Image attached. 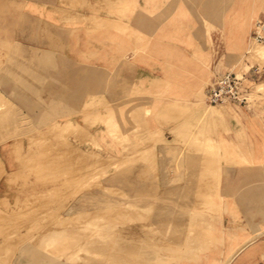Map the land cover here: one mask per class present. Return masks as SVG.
<instances>
[{
	"label": "rangeland",
	"instance_id": "374dc122",
	"mask_svg": "<svg viewBox=\"0 0 264 264\" xmlns=\"http://www.w3.org/2000/svg\"><path fill=\"white\" fill-rule=\"evenodd\" d=\"M256 20L264 0H0V264H264ZM226 71L245 103L207 101ZM67 152L98 163L75 182Z\"/></svg>",
	"mask_w": 264,
	"mask_h": 264
},
{
	"label": "built area",
	"instance_id": "2783aa9c",
	"mask_svg": "<svg viewBox=\"0 0 264 264\" xmlns=\"http://www.w3.org/2000/svg\"><path fill=\"white\" fill-rule=\"evenodd\" d=\"M253 39L255 42L264 41V21L256 20L254 23ZM253 71L258 75L264 74V70L259 67L254 68ZM243 80V75H238L230 71L219 74L214 84L208 90L207 101L211 104H221L224 102L245 103L248 98V93Z\"/></svg>",
	"mask_w": 264,
	"mask_h": 264
},
{
	"label": "bare ground",
	"instance_id": "6f19581e",
	"mask_svg": "<svg viewBox=\"0 0 264 264\" xmlns=\"http://www.w3.org/2000/svg\"><path fill=\"white\" fill-rule=\"evenodd\" d=\"M257 50H258V49H257ZM257 86H258V84H257ZM196 113H197V112H196ZM208 113H209V112H208ZM212 113H213V112H212ZM205 114H206V113H205ZM213 114H214V113H213ZM213 114H212V115H213ZM216 114H217V113H215V116H216ZM210 115H211V112H210V114H209V117H211ZM207 116H208V114H207ZM215 116H213V117H215ZM202 117H203V116H202ZM202 117H201V118H202ZM216 118H217V117H216ZM107 125H108V124H107ZM62 146H63V145H62ZM64 147H65V146H64ZM69 148H70V147H69ZM69 148L67 149V147H66V148H65V151H69V150L72 151V150H73V149H71V148L69 149ZM65 151H64V152H65ZM73 151H74L73 154L76 155V154H75V153H76L75 150H73ZM69 153H71V152H69ZM67 154H68V152H67ZM67 154H66V155H67ZM73 154H72V153H71V154H68V156H66V158L69 157V155H70V156H73L72 159H70V161L73 160V162H75V161H77L78 159H77V160L75 159V161H74V155H73ZM77 154H78V153H77ZM76 157H77V156H76ZM76 157H75V158H76ZM84 157H85V159H87V157H90V156L87 155V157H86V156H83L82 158H81V156H80V159H83V160H84ZM93 157H94V156H93ZM70 158H71V157H70ZM91 158H92V157H91ZM91 158H90V159H91ZM67 159H68V158H67ZM80 159H79V160H80ZM93 159L95 160L96 157H95V158H92V160H93ZM79 160H78V161H79ZM83 160H80V162L77 161L78 163L75 162V163H76V164H75V163H72V161L70 162L69 159H68V161H69L70 163H72V164H70V163L68 162L70 166H71V165L74 166L73 164L76 165V167L73 168V171L75 170V171H74L75 174H73V177L71 176V177H72L71 179H73V178H74L75 180H77V178L80 179V175H79V174H81V173L85 174L84 172H86V170H87L88 168H86V170H84L83 168H85V165H86L85 162H86L87 160H89V159L84 160L85 162H84ZM92 160H89V162H91ZM66 161H67V160H66ZM81 161H82V162H81ZM94 162H96V163H94V164H97V163H98V161H96V160H95ZM80 163H82V164H81V168H80V167H77V164L80 165ZM83 163H84V165H83ZM87 163H88V162H87ZM91 163H92V162H91ZM79 165H78V166H79ZM89 165L91 166L90 163H88V167H89ZM72 166H71V167H72ZM83 166H84V167H83ZM92 166H93V165H92ZM92 166H91V167H92ZM75 168H76V169H75ZM77 168H78V169H77ZM79 168L82 169V170H80L81 173H79V171H78ZM70 169H71V170H70L71 172H70L69 170H68V171L70 172L69 174L72 175V174H71V173L73 172V171H72V168H70ZM89 169H90V167H89ZM76 170L78 171V173H77ZM83 170H84V171H83ZM82 171H83V172H82ZM87 171H88V170H87ZM86 173H87V172H86ZM76 174H78V177H76V176H77ZM70 175H69V177H70ZM74 175H76V176L74 177ZM81 175H82V174H81ZM83 177H84V176H83ZM71 179H70L69 181H71ZM74 179H73V180H74ZM81 179H82V178H81ZM75 180H74V181H75ZM69 181H68V182H69ZM75 182H78V181H75ZM71 183H73V182L71 181ZM73 184H76V183H73ZM72 186H73V185H72ZM68 187H70V185H69ZM70 189H71V187H70ZM68 190H69V188H68ZM172 190H173V189H172ZM63 191H64V190H63ZM70 191H72V190H70ZM70 191H69V192H70ZM166 191H167V190H166ZM69 192H68V193H69ZM72 192H74V190H73ZM72 192H71V193H72ZM171 193H172V192H171ZM69 194H70V193H69ZM72 194H74V193H72ZM63 195H65V194H62V196H63ZM34 202H35V201H34ZM32 207H33V206H32ZM33 208H34V207H33ZM121 208H122V207H121ZM160 208H161V207H160ZM25 209H26V208H25ZM110 209L112 210V208H110ZM161 209H162V208H161ZM36 210H37V209H36ZM107 210H108V208H107ZM114 210H115V209H114ZM118 210L120 211L119 207H118ZM121 210H122V209H121ZM131 210H132V209H131ZM29 211H30V210H29ZM115 211H116V210H115ZM115 211H114V212H115ZM119 211H118V212L116 211V213H119ZM158 211H159V210H158ZM161 211H162V210H161ZM23 212H24V211H23ZM23 212H22V213H23ZM35 212H36V211H35ZM114 212H113V213H114ZM120 212H121V211H120ZM124 212H127V211L124 210ZM124 212H121V213H124ZM129 212H130V211H129ZM166 212H167V211H166ZM25 213H26V212H25ZM28 213H29V212H28ZM96 213H97V212H96ZM81 214H83V213H81ZM88 214H89V213H88ZM88 214H87V215H88ZM91 214H92V213H91ZM103 214H104V213H103ZM108 214H109V212H108ZM166 214H167V213H166ZM29 215H30V214H29ZM122 215H123V218H125L126 215H128V214L125 213V214H122ZM124 215H125V216H124ZM138 215H140V214H138ZM142 215H143V214H142ZM172 215H173V214H171V216H172ZM1 216H3V218H4V215L0 213V217H1ZM27 216H28V215H27ZM73 216H74V215H73ZM117 216H118V214H117ZM117 216H116V217H117ZM120 216H121V214L118 216V218H119ZM129 216H130V215H129ZM132 216H133V215H132ZM132 216H131V217H132ZM148 216H149V215H148ZM157 216H159V215H157ZM165 216H166V215H165ZM74 217H75V216H74ZM78 217H79V216H78ZM78 217H77V218H78ZM83 217H84V215H83ZM83 217H82V218H83ZM85 217H86V215H85ZM85 217H84V218H85ZM87 217H89V215H88ZM90 217H91V216H90ZM101 217H102V216H101ZM131 217H130V218L128 217V218L131 220ZM141 217H142V216H141ZM167 217H168V216H167ZM174 217H175V216H174ZM174 217H173V218H174ZM181 217H182V216H181ZM3 218L1 217V219H3ZM6 218H7V217H6ZM95 218H97V217H95ZM105 218H106V217H105ZM105 218H104V219H105ZM112 218H114V223H115V220H116L115 215H114L113 217L111 216L110 219H112ZM118 218H117V220L120 219V218H119V219H118ZM134 218H135V217H134ZM139 218H140V216H139ZM156 218H157V217H156ZM170 218H171V217H170ZM177 218H178V217H177ZM1 219H0V220H1ZM4 219H5V218H4ZM79 219H80V218H79ZM86 219H87V218H86ZM99 219H100V218H99ZM99 219H98V220H99ZM121 219H122V218H121ZM140 219H141V218H140ZM179 219H180V218H179ZM70 220H71V219H70ZM93 220H94V219H93ZM122 220H123V219H122ZM126 220H127V219H126ZM132 220H133V218H132ZM132 220H131V221H132ZM175 220H176V219H175ZM2 221H3V220H2ZM71 221H72V220H71ZM71 221H70V222H71ZM74 221H75V220H74ZM74 221H73V222H74ZM84 221H85V219H84ZM84 221H83V222H84ZM103 221H105V220H103ZM103 221H101V222H103ZM109 221H110V220H109ZM119 221H121V220H119ZM131 221H130V222H131ZM70 222H69V224H70ZM79 222H80V221H79ZM87 222H88V221H87ZM94 222H95V221H94ZM99 222H100V221H99ZM101 222H100V223H101ZM110 222H111V224H112V221H110ZM117 222H118V221H117ZM123 222H124V220H123ZM130 222H129V223H130ZM75 223H76V222H75ZM84 223H85V222H84ZM84 223H83V225H84ZM89 223H90V222H89ZM97 223H98V222H97ZM100 223H99V224H100ZM105 223H106V222H105ZM4 224H5V221H4ZM107 224H108V223H107ZM127 224H128V223H127ZM2 225H3V224H2ZM83 225H82V226H83ZM87 225H88V224H87ZM97 225H98V224H96V226H97ZM100 225H101V224H100ZM100 225H99V226H100ZM109 225H110V224H109ZM91 226H94V225H91ZM102 226H103V225H102ZM87 227H88V226H87ZM99 228H100V227H99ZM99 228H98V229H99ZM123 228H124V227H123ZM0 229H1V226H0ZM96 230H97V229H96ZM0 231H1V230H0ZM49 231H50V230H49ZM93 231H94V230H93ZM2 232H3V231H2ZM97 233H98V232H97ZM42 234H43V233H42ZM260 234H264V229H259V230H257V231L254 233V235H252L251 237H249V239H248V241H247L246 244H249L253 239H255V238H256L258 235H260ZM99 235H100V234H99ZM91 236H92V235H91ZM103 236H104V235H103ZM99 237H100V236H99ZM101 237H102V236H101ZM132 237H133V236H132ZM88 238H89V237H88ZM47 239H48V238H47ZM85 240H86V239H85ZM109 240H110V239H109ZM91 241H92V240H91ZM92 243H93V242H92ZM47 244H48V243H47ZM52 245H53V244H52ZM101 245H102V244H101ZM46 246H47V245H46ZM92 246H93V245H92ZM48 247H49V246H48ZM80 248H81V247H80ZM131 249H132V248H131ZM76 250H77V249H76ZM83 250H84V249H83ZM45 251H46V250H45ZM84 252H85V251H84ZM237 252H238V251H237ZM6 253H7V252H6ZM8 253H9V252H8ZM4 254H5V253H4ZM5 255H6V254H5ZM8 255H10V254H8ZM57 256H58V255H57ZM52 257H54V256H52ZM7 258H8V257H7ZM9 258H10V257H9ZM56 258H57V257H56ZM53 260H54V259H53ZM79 261H80V260H79ZM47 262H48V261H47ZM51 262H52V261H51ZM76 263H77V262H76ZM81 264H82V263H81ZM85 264H86V263H85Z\"/></svg>",
	"mask_w": 264,
	"mask_h": 264
},
{
	"label": "crops",
	"instance_id": "0c3cea01",
	"mask_svg": "<svg viewBox=\"0 0 264 264\" xmlns=\"http://www.w3.org/2000/svg\"><path fill=\"white\" fill-rule=\"evenodd\" d=\"M264 246V242L260 244L259 247ZM252 249L242 248L237 254L232 258L231 264H254L252 261L253 256L251 255ZM258 255L256 256V258Z\"/></svg>",
	"mask_w": 264,
	"mask_h": 264
}]
</instances>
